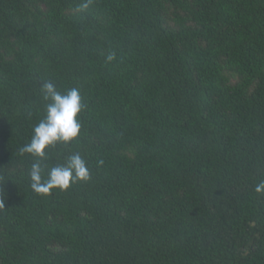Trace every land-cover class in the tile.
<instances>
[{"label": "trees", "instance_id": "obj_1", "mask_svg": "<svg viewBox=\"0 0 264 264\" xmlns=\"http://www.w3.org/2000/svg\"><path fill=\"white\" fill-rule=\"evenodd\" d=\"M80 2L0 0V264H264V0ZM48 81L91 179L42 196Z\"/></svg>", "mask_w": 264, "mask_h": 264}, {"label": "clouds", "instance_id": "obj_2", "mask_svg": "<svg viewBox=\"0 0 264 264\" xmlns=\"http://www.w3.org/2000/svg\"><path fill=\"white\" fill-rule=\"evenodd\" d=\"M92 4L93 0H81L76 5V11L87 12ZM113 59V55L107 57L108 61ZM41 93L46 115L34 126L30 143L21 147L19 152L21 155L29 154L34 158L28 173L30 186L36 194L47 196L53 190L66 191L71 184L78 181L81 183L89 181L91 173L82 155L74 153L64 163L53 166L45 175L41 162L46 159L47 150L57 144L68 145L80 135L79 114L84 105L78 88L61 93L51 81H48L43 83ZM98 163L102 164L103 161ZM254 192L257 195H264V181L255 185ZM3 206L4 200L0 198V207Z\"/></svg>", "mask_w": 264, "mask_h": 264}]
</instances>
